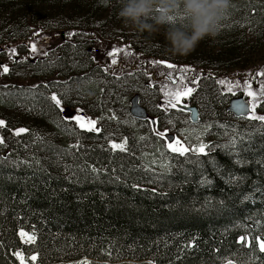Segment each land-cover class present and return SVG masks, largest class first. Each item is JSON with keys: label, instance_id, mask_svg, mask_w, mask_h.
<instances>
[{"label": "trees", "instance_id": "trees-1", "mask_svg": "<svg viewBox=\"0 0 264 264\" xmlns=\"http://www.w3.org/2000/svg\"><path fill=\"white\" fill-rule=\"evenodd\" d=\"M14 1L0 0V6L13 10ZM29 1L30 5L23 6L29 21L37 11L52 14L67 10L74 16L83 15L87 25L91 16L105 17L122 29L127 27L130 33L138 30L122 24L120 0ZM253 21L259 24L256 34L250 31ZM238 26L248 41L264 35V0H231L218 34L206 37L187 55L217 67L216 63L231 61L230 54L238 55L239 49H235V40L222 32L229 30L234 38ZM96 29L101 30L100 26ZM154 34L152 39L164 43L171 54L176 53L164 29ZM62 41L53 46L63 49L59 57L67 52ZM130 48L136 53L141 49ZM65 56L56 69L57 80L51 82L61 83L63 77L68 86L80 87L87 79L107 77L111 87L106 88L114 96L115 78L134 73L128 69L105 75L103 69L88 61L73 63ZM150 58L141 55L137 60ZM11 74L0 79V107L2 102H20L30 117L49 121L57 138H40L29 131L16 135L15 129H0L6 141L0 151V264H20L15 252L28 258L36 253V264L80 258H87L89 264H264V252L255 242L248 243L253 237H264V121L243 118L247 126L235 128L239 132L232 149L217 147L189 157L171 152L168 169L155 174L141 165L132 149L107 146L104 130L79 128L62 117L59 105L40 91L38 78L32 77L30 84L24 85ZM158 76L159 84H173L166 74ZM217 86L218 97L210 95L205 105L238 119L226 109L227 100L237 94ZM97 88V81L90 82L78 94L106 96ZM126 114L127 119L145 122L129 109ZM7 115L1 117L7 120ZM17 126L27 129L22 125L12 128ZM58 134L67 139L59 140ZM130 143L133 148L135 142ZM19 230L35 233V242L24 243ZM241 236L245 243L239 241Z\"/></svg>", "mask_w": 264, "mask_h": 264}, {"label": "rangeland", "instance_id": "rangeland-1", "mask_svg": "<svg viewBox=\"0 0 264 264\" xmlns=\"http://www.w3.org/2000/svg\"><path fill=\"white\" fill-rule=\"evenodd\" d=\"M30 3L29 0H15L13 10L0 6V65H7L10 69L8 74L12 73L11 78H18L24 85L30 84V78H38V81L41 82L39 88L45 94L44 96L55 103L52 100V96L55 94L61 101L59 107L62 117L71 118L80 115L95 120L96 128L105 131L106 144L111 149L121 150L114 149L112 143L126 141L125 150L132 149L139 156L141 165L149 172L158 174L168 169L172 151L167 145L169 143L175 145L177 140L180 145L175 146L189 149L184 153L188 157L206 153L217 147L232 149L239 132V129L235 128H238L239 124L245 128L247 124L241 117L230 118L228 114H218L205 105V101H210V95L214 94L218 97V84L221 89L234 91L233 93L237 94L235 96L243 94L246 100L251 103V114L264 115V94L261 93L260 88L264 84V76L257 75L258 72L264 71L263 34H259L256 38L252 36L248 41L243 34H240L242 31L240 26L234 31L237 32L234 33V38L230 35L229 30L222 32L228 39L235 40L237 45L235 49H239V53L238 55L231 53L229 56L231 61L224 60L225 63L236 62V66L216 63L219 65L217 67L215 64L207 65L208 62L200 60L195 55L171 54L173 51H167L169 48L164 43H158L152 39V37L156 38L154 33L139 29L130 33L127 27L122 29L112 21H106L105 17L91 16L88 21L86 19V22H90L87 25L82 20L83 15L74 16L66 12L67 10L52 14L37 11L38 14L33 19L30 17L29 21L25 16L23 6L30 5ZM40 7L41 5L38 6V8ZM122 24L126 23L122 22ZM250 25L252 33L256 34L260 31L257 21H253ZM98 26L101 28L100 31L96 29ZM126 26L128 25L126 24ZM89 29L92 30V33L88 32ZM70 31L73 32V37H70ZM99 32H102L101 35ZM96 38L97 41H93ZM62 39L61 44L67 45V52L59 57V53L63 52V49L53 48V46L60 43ZM250 41L251 43H249ZM32 43L37 46L35 52L31 51ZM130 45L141 48L139 53L131 49ZM78 48L79 51H77ZM113 48H120L123 51L115 57H109L108 52ZM11 49L16 50L15 55L12 54ZM65 54L73 63L88 61V64L96 65L98 69L105 71V75L128 69H132L134 73L115 78L116 83H112L117 86L114 96L106 88L107 86L111 87L110 82L107 84L109 80L107 77H105L106 79H87L80 87L78 85L68 86L63 82L65 79L60 76L58 77H60L61 83L51 82V80H57L56 69L61 60L67 58ZM141 55H149L151 58L148 61L137 60V57ZM113 58L117 60L116 64H112ZM31 59L35 63L28 61ZM155 61H167L175 67L169 68L166 64L154 63ZM151 72L155 79L149 78ZM163 73L173 84L157 82L158 74ZM4 75L6 74L0 67V79ZM221 80L225 83H219ZM95 81L99 84V88H97L99 92L104 90L106 96L99 94L95 97L94 92L87 95L78 94L81 87ZM245 81H249L251 90L257 93L255 98L247 95ZM161 84L163 85L161 86ZM188 88L192 89L190 95L178 97L177 93H183ZM63 101L72 106L64 105ZM133 102L136 106H133ZM176 102L196 103L200 108L198 121L191 122L188 112L173 107ZM226 104H228V100ZM253 104L255 105L254 109ZM21 105L18 101L1 103L0 120L5 121L3 127L17 130L22 127H12L22 125L29 130L31 135L40 138L47 136L48 139L57 138L54 126L49 121L44 119L40 122L37 118L30 117L25 109L20 108ZM138 107L146 112L144 123H137L134 117L132 120L127 119L128 109L133 116L139 118L133 111ZM1 114H8L7 120L1 117ZM223 119H227L231 123L225 124ZM63 120L65 121V119ZM70 122L81 128L76 120L70 119ZM159 133H164V135L161 136ZM0 138L3 139V143H0L1 151L6 143L1 131ZM58 138L59 140L67 139L61 134H58ZM131 140L135 142L133 148L130 145ZM201 144L205 146L203 152L199 151ZM20 232L21 230L18 232L20 239L24 241L26 238L21 237ZM34 254L36 255L33 253L29 258ZM83 261L89 262L87 258H80L60 261L55 264H81ZM27 264L36 263L29 259Z\"/></svg>", "mask_w": 264, "mask_h": 264}, {"label": "clouds", "instance_id": "clouds-1", "mask_svg": "<svg viewBox=\"0 0 264 264\" xmlns=\"http://www.w3.org/2000/svg\"><path fill=\"white\" fill-rule=\"evenodd\" d=\"M231 0H120L119 17L140 31L164 34L181 55L215 37ZM181 19L183 22H180ZM151 21V22H150Z\"/></svg>", "mask_w": 264, "mask_h": 264}, {"label": "snow or ice", "instance_id": "snow-or-ice-1", "mask_svg": "<svg viewBox=\"0 0 264 264\" xmlns=\"http://www.w3.org/2000/svg\"><path fill=\"white\" fill-rule=\"evenodd\" d=\"M38 35V33H36ZM30 48H31V51L35 52L37 50V46L35 43H32L30 45ZM123 49H120V48H113L111 51L108 52V56L109 57H115L118 53L122 52ZM11 52L13 55H15L16 53V50L15 49H11ZM112 64H116L117 63V60L116 59H112ZM154 63H162V64H166L167 67L169 68H172V67H175V65H172L171 63H168L167 61H155ZM0 67L3 68V72L6 74L10 71L9 67L7 65H0ZM257 75L259 76H264V71H260L257 73ZM219 83L221 84H224L225 81L221 80L219 81ZM245 85L247 86V95L250 96V97H253L255 98L257 96V93L253 90H251V85H250V82L249 81H245ZM261 88V93L264 94V84H262L260 86ZM229 91H231V89H229ZM192 92V89L191 88H188L186 91H184L183 93H177L178 97L179 96H187V95H190ZM52 100L55 101V103L57 105H60L61 101L57 98V96L55 94H53L52 96ZM175 105H173L174 107ZM238 107H241L243 108L244 106L243 105H238ZM255 108V105L253 104V109ZM250 118L251 119H257V120H260V121H264V115H259V116H256V115H252L251 113L249 114ZM66 119H74L76 120V122L79 124V126L81 128H87V130L89 131H99L98 128H96V121L95 120H90L88 118H85L83 116H80V115H77L75 117H71V118H67ZM5 126V121L3 120H0V127H3ZM29 131L28 129H25V128H20V129H17L15 130V134L16 135H20L21 133H25ZM161 136L164 135V133H159ZM0 143H3V139L0 138ZM125 143L126 141H123L121 143H115L113 142L112 143V147L114 149H121V150H125ZM175 145H180V142L177 140L175 142ZM173 143H169L167 145V147L174 153H179L181 155H183L184 153H186L187 151H189V149L187 148H184L183 146H175ZM204 148L205 146L203 144H201L199 146V151L200 152H203L204 151ZM20 235L21 237H25L26 239L24 240V243H34L35 240H36V236H35V233H28V232H25L23 230H21L20 232ZM239 241L241 243H245V237L241 236L239 238ZM252 242H255V246L258 247L259 251L260 252H264V237H261V236H256V237H253L252 238V241H249L248 243L249 244H252ZM110 254V253H109ZM14 255L19 259V262L20 264H27V261L28 259H30L31 261H36L38 259V256L37 255H32L30 258L28 257H25L23 255V253L21 252H15ZM81 264H89V262L87 261H83L81 262ZM228 264H232L231 261L228 262Z\"/></svg>", "mask_w": 264, "mask_h": 264}, {"label": "water", "instance_id": "water-1", "mask_svg": "<svg viewBox=\"0 0 264 264\" xmlns=\"http://www.w3.org/2000/svg\"><path fill=\"white\" fill-rule=\"evenodd\" d=\"M238 105H243L244 107H238ZM133 106H136L133 103ZM132 106V107H133ZM175 107L189 113V118L191 122H197L199 119V108L195 103L187 104L185 102H176ZM228 111L236 118H247L252 112L250 101L246 100L245 96L238 95L230 98L228 105L226 107ZM134 113L139 117H144V110L142 108H134Z\"/></svg>", "mask_w": 264, "mask_h": 264}, {"label": "flooded vegetation", "instance_id": "flooded-vegetation-1", "mask_svg": "<svg viewBox=\"0 0 264 264\" xmlns=\"http://www.w3.org/2000/svg\"><path fill=\"white\" fill-rule=\"evenodd\" d=\"M134 103V102H133ZM199 108V107H198ZM200 110V109H199ZM133 111H134V109H133ZM186 112V111H185ZM188 115H189V113H188ZM145 116H146V112H144V117H141V118H145Z\"/></svg>", "mask_w": 264, "mask_h": 264}, {"label": "built area", "instance_id": "built-area-1", "mask_svg": "<svg viewBox=\"0 0 264 264\" xmlns=\"http://www.w3.org/2000/svg\"><path fill=\"white\" fill-rule=\"evenodd\" d=\"M121 65H122V64H121ZM122 66H123V65H122ZM151 73H152V72H151ZM151 73H150V74H151ZM151 77H152V79H155V76L153 77V73L151 74Z\"/></svg>", "mask_w": 264, "mask_h": 264}, {"label": "bare ground", "instance_id": "bare-ground-1", "mask_svg": "<svg viewBox=\"0 0 264 264\" xmlns=\"http://www.w3.org/2000/svg\"><path fill=\"white\" fill-rule=\"evenodd\" d=\"M234 97V96H233Z\"/></svg>", "mask_w": 264, "mask_h": 264}]
</instances>
